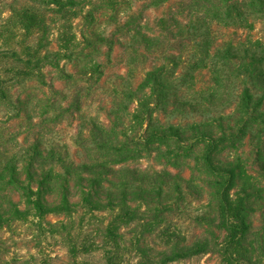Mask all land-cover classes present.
Instances as JSON below:
<instances>
[{"label": "rangeland", "instance_id": "374dc122", "mask_svg": "<svg viewBox=\"0 0 264 264\" xmlns=\"http://www.w3.org/2000/svg\"><path fill=\"white\" fill-rule=\"evenodd\" d=\"M251 21L246 32L225 28L204 18L195 0H0V164L19 167L23 187L32 190L0 186V264L65 256L80 233L107 225L118 212L79 203L73 213H39L36 181L26 179L29 163L36 175H54L63 164L112 158L104 145L126 143L138 148L128 165L176 175L165 174L160 199L147 208L130 202L145 212L144 234L156 243L157 229L170 228L188 243L208 238L214 245L212 252L169 264H225L218 255L222 241L231 242L227 257L264 264V175L252 150L256 140L216 143L213 163L234 168L233 182L203 166L207 142L165 158L158 154L164 145H151L150 152L142 147L148 132L212 123L228 112L235 92L251 84L232 73L221 105L193 110L178 103L197 104L210 93L214 49L223 43L249 33L264 46V16ZM155 68L163 87H144ZM259 126L264 129V123L249 129L252 135ZM54 190L44 198L55 200ZM225 202L228 221L239 227L227 235L217 226ZM126 261L133 263V254Z\"/></svg>", "mask_w": 264, "mask_h": 264}, {"label": "trees", "instance_id": "16d2710c", "mask_svg": "<svg viewBox=\"0 0 264 264\" xmlns=\"http://www.w3.org/2000/svg\"><path fill=\"white\" fill-rule=\"evenodd\" d=\"M203 17L210 19L225 28H234L246 32L252 23L251 19H262L264 16V0H195ZM240 35L238 40L224 41L221 46L214 49L213 57L216 61L209 70L211 79L210 93L201 97L197 104L178 103V106H189L197 110L202 105H221L227 101L224 91L230 86V74L236 78H247L251 83L235 92V97L229 101L230 109L224 115L218 116L211 122L193 124L187 128L169 125L159 130L146 133L142 147L150 152V146L164 145V152L158 149L159 155L167 156L172 152L178 154L181 149L191 150L197 144H210L205 150L203 166L211 176H227L233 182L235 169L225 165L213 163V153L218 142L223 140L234 141L246 138L256 140L252 149L257 156V165L264 175V129H256L259 135H252L249 129L256 123H264V46L260 41H251L248 37ZM160 68H155L146 74L143 86L163 87L158 80ZM233 76V77H234ZM228 105V106H229ZM260 125V124H259ZM219 130L216 135L215 130ZM201 142V143H200ZM246 144V143H245ZM105 150H111L113 157L106 155L105 161L89 163L87 161L76 164H63L64 171L52 175L34 174L32 164L27 166L26 179L36 181L35 206L39 213H73L79 203L88 209L99 211L102 207L113 210L114 220L107 225L86 229V236L81 233L67 245L65 256H47L42 264H130L127 257L133 254L134 262L131 264H169L174 261L191 258L203 253L212 252L214 246L208 238H202L188 243L186 238L179 237L176 232L168 229H157L158 241L154 243L144 234V211H137L130 202H141L144 207L149 206L152 198L160 199L162 190L166 185L165 172H150L148 169H136L128 165L132 155L138 150L137 146L128 143L118 146L104 145ZM103 147V146H102ZM165 153V154H163ZM45 159V155H40ZM116 156V157H115ZM117 158V159H114ZM165 158V157H164ZM43 161L40 163L42 165ZM19 167L4 161L0 164V186H6L15 191L32 190L23 187L20 181ZM173 179L176 175L166 174ZM58 184L56 190H54ZM220 182L217 183L219 185ZM55 191L54 200H46L45 194ZM78 200L72 201L74 196ZM153 195V196H152ZM218 208L221 221L217 225L225 230L227 235L230 230L237 231L238 226L228 220L231 218L228 204ZM139 215V217H138ZM143 224V225H141ZM247 225L242 222V229ZM127 230L128 233L126 232ZM136 232L131 238L132 231ZM91 232L100 233V239L89 235ZM127 236V239H125ZM157 244V245H156ZM218 244V255L224 257L225 264H243L246 259L227 257V246L231 242L222 241ZM81 255V256H80ZM46 256V255H45ZM248 260V259H247ZM243 261V262H242Z\"/></svg>", "mask_w": 264, "mask_h": 264}]
</instances>
